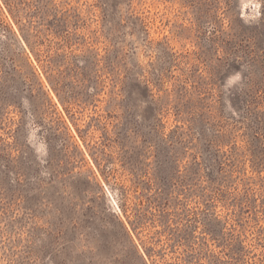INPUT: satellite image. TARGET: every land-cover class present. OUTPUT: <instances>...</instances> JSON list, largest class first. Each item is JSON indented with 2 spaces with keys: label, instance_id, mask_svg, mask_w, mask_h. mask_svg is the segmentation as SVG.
<instances>
[{
  "label": "rangeland",
  "instance_id": "rangeland-1",
  "mask_svg": "<svg viewBox=\"0 0 264 264\" xmlns=\"http://www.w3.org/2000/svg\"><path fill=\"white\" fill-rule=\"evenodd\" d=\"M0 264H264V0H0Z\"/></svg>",
  "mask_w": 264,
  "mask_h": 264
}]
</instances>
